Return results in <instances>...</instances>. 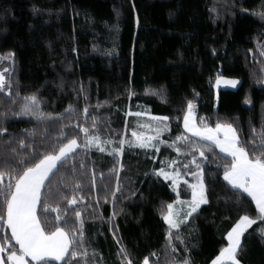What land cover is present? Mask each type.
Wrapping results in <instances>:
<instances>
[{"label":"trees","instance_id":"trees-1","mask_svg":"<svg viewBox=\"0 0 264 264\" xmlns=\"http://www.w3.org/2000/svg\"><path fill=\"white\" fill-rule=\"evenodd\" d=\"M262 13L264 0H0V57L14 54L12 88L0 91V128H6L0 133V171L7 173L5 163L19 171L20 160L30 162L56 139L84 141L80 124L118 147L123 132L130 140L135 129V117L128 114L144 108L169 117L163 140L171 142L185 132L188 101L196 104L198 125L201 118L212 127L227 121L241 141L252 144L255 138L259 144L264 137ZM217 74L238 79L240 86L221 90L216 99ZM31 95L40 101L43 120L17 115L24 97ZM178 145L183 148L182 142ZM215 152L214 157L206 151L207 161L197 153L208 202L172 229L180 236L174 240L175 253L168 247L169 226L161 209L166 212L177 194L154 170L176 160L181 176L189 182L194 178L182 167L191 157L178 155L166 143L159 152L126 145L120 165L117 154L79 148L58 165L45 191L50 206L69 209L66 217L77 227L75 211L81 212L89 258L95 252L93 264H120L121 245L133 264H143L146 256L149 264H170L173 256L188 257L189 264H211L238 216L256 212L254 202L241 205L223 181V154ZM10 179L5 174L2 183ZM74 188L77 203L68 205L64 197L71 199ZM178 191L180 198L191 199L184 182ZM55 216L51 213L47 227ZM258 224L242 237L237 250L241 264H264ZM10 236L8 228L0 229L5 258L15 245L4 239Z\"/></svg>","mask_w":264,"mask_h":264},{"label":"snow or ice","instance_id":"snow-or-ice-1","mask_svg":"<svg viewBox=\"0 0 264 264\" xmlns=\"http://www.w3.org/2000/svg\"><path fill=\"white\" fill-rule=\"evenodd\" d=\"M261 18H264V13L261 14ZM13 55L10 53L7 57H0V59H11ZM222 83L224 86L234 88L239 81L217 74L215 86L219 88ZM6 88L11 89L12 84L10 80L6 82L4 74L0 73V91H4ZM245 102L251 103L247 98ZM39 105L40 101L36 95L24 97L20 113L17 115L31 114L36 119L43 120L45 113L41 111ZM84 112L87 114L86 108ZM143 114L136 113L137 116ZM152 119L160 121L163 127L157 126L155 135L133 130L132 136L135 138L136 146L140 148L152 147L159 152L158 144L166 143L169 147L174 148L178 155L183 153L186 157H191L189 162L182 165L186 174L194 178L193 182L184 181V184L191 190L189 201H179V191H177L181 175L179 169L172 172L166 171L165 167L154 170L158 177H163L165 181L171 180V186L173 191H176L177 200L182 205H186L188 211L183 215L184 221L196 212L202 204L208 202L205 169L202 167L203 161L198 159L197 153L199 157L207 161L206 151L211 152L215 157L218 155L215 149H219V154H223L220 158L224 161L222 165L223 181H226L235 191L237 200L241 205L255 203V215H249L245 212V214L238 216V219L223 237L227 243L219 249V253L211 260V264H241L240 260L237 259V250L241 247V237L258 221V230L261 238H264V137L261 138L259 144L255 142V138L253 143L249 144L240 140L237 129L230 122L218 121L212 127L201 118V124L197 125L191 101H188L187 111L183 114L185 132L177 134L171 142L159 139L161 132L168 128L164 122H167L169 117H152ZM78 127L84 133L85 142L83 145L78 144L75 136L66 140L56 139L51 149L43 151L41 155L30 162L25 163L24 160H20L19 171L6 163L4 168L7 169V173L0 171V200H2L5 208V214L0 215V229L3 227L10 229L11 236L4 239L14 240L15 245L19 246L16 248L13 245L8 248L6 258L0 256V264H58V262H62V264H73V262L75 264H93L95 252L93 251V257L89 258L81 212L75 211V216L79 222V227H77L75 221H70L66 217L69 209L62 210L59 206H50L51 195L45 191L52 183L51 177L60 170L58 165L63 166L72 159L78 148L94 145L101 152L105 151V148L100 146L99 136L90 134L88 128L83 124L78 125ZM142 127L147 128L151 125H143ZM3 132H6V128H0V133ZM187 133L191 135L189 136ZM125 142L121 140L120 146L114 147L112 152H122ZM178 142L183 143V148L178 145ZM23 143V141L20 142L22 146ZM176 163V160H172L166 167L171 168ZM189 164L194 167H189ZM72 167L74 169L75 165ZM5 174L11 178L7 185L2 183ZM78 187L79 185L76 186V188ZM76 188L73 189L71 199H68L67 196L64 197L68 205L77 203L78 198L74 194ZM112 195L115 198V194ZM247 198H250V201ZM174 203L175 201L167 204L166 212L163 208L161 209L163 219L169 226L167 243L172 253L177 251L174 240H180L179 233H173L172 229H178L181 222L174 214ZM53 212L56 213L55 223L49 228L46 223ZM113 235L115 238V232ZM117 243H119L118 238ZM184 250L185 252L188 251L187 246ZM3 252H5V246L0 242V253ZM117 254L120 257V264H133L131 253L123 245L120 246ZM143 264H149L147 256L144 258ZM170 264H189V259L184 257L177 260L173 256Z\"/></svg>","mask_w":264,"mask_h":264},{"label":"rangeland","instance_id":"rangeland-1","mask_svg":"<svg viewBox=\"0 0 264 264\" xmlns=\"http://www.w3.org/2000/svg\"><path fill=\"white\" fill-rule=\"evenodd\" d=\"M7 56H2V57H7ZM13 67H14L13 56H12L11 59H0V73H3L4 74L6 82L10 80V75L12 73ZM5 69H7V71H5ZM229 79H233V78H229ZM236 80H238V79H236ZM239 86H240V81L236 85V87H234V88L231 87V86H224L223 83L221 84V86L219 88H217L214 85L216 99H217L218 94H219V92L221 90H236ZM5 91L8 92L9 89L6 88ZM138 112L144 113V114L143 115H140V116H137L136 113H138ZM193 113H194V117H195V122L197 123V121H196V104H193ZM128 115H132V116L135 117V121H134L135 129L134 130L137 131V132H145L148 135H155V128L157 126L163 127V124L160 121H156V120H153L152 119V117H156V116H153L152 114H150V112L147 109H145V108L144 109H140L137 112H130ZM143 125H151V127H147V128L146 127H142ZM165 133H166V130H164V131L161 132L160 137H159L160 140H163V137H164V134ZM125 134H126V132L125 133L123 132L122 137H121V140L126 141L124 143V145H123V149H124V147L126 145H129V146L134 147V148H140V147L136 146V144H135V138L133 136L131 137L130 140H126L125 139ZM93 135L99 136L97 134H93ZM99 137H100V140H101V145L100 146H102V147L105 148V151H103V152H106V153H109V154H117L119 156V165H120L121 156H122V153H123V149H122V152H120V153H113L112 152V149L114 147H116L115 142L112 141V140H110V139L103 138L101 136H99ZM77 141H78V144L83 145L84 142H85V138H84V141H79V140H77ZM153 143H156V142L153 141ZM161 144L162 143L158 144V147L159 148H160ZM81 148H87V149H91V150H99V148L96 147V146H94V145L93 146H90V147H81ZM140 149H145V150H148V151H155L156 152L155 148H152V147H149V148H140ZM179 163L180 162L177 161V163L175 165H173L171 168L166 167L165 168L166 171H169V172L174 171L179 166ZM180 177L182 178V180L184 179L181 175H180ZM184 181H185V179L180 183V185ZM167 182H169V181H167ZM169 183L171 185V182H169ZM171 188H172V186H171ZM172 191H173V188H172ZM177 191H178V189H177ZM173 192L176 193V191H173ZM189 200H185V199H182V198L179 197V201H189ZM179 201L176 199L173 207H174V214H175L176 218H178L181 221L180 224H179V228H180L182 226V224L186 222V221L183 220V215L186 214V212L188 211V209H187L186 205H182ZM202 205H204V204H202ZM201 206H200V208H201ZM197 210H199V208ZM174 230H177V229H174ZM10 233H11V230H10ZM241 240H242V237H241ZM2 254L3 253H0V256H2Z\"/></svg>","mask_w":264,"mask_h":264},{"label":"crops","instance_id":"crops-1","mask_svg":"<svg viewBox=\"0 0 264 264\" xmlns=\"http://www.w3.org/2000/svg\"><path fill=\"white\" fill-rule=\"evenodd\" d=\"M188 134H190V133H188ZM190 135H191V134H190ZM171 172H172V171H171ZM183 180H184V179H183ZM183 180H182V178L180 177L179 185H180V183H181ZM168 181L171 182V180H168ZM187 220H188V219H187ZM187 220H186V221H187Z\"/></svg>","mask_w":264,"mask_h":264}]
</instances>
